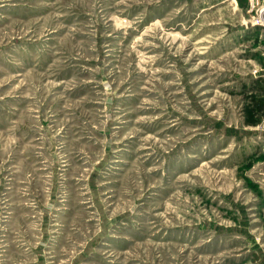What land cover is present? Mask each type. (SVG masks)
<instances>
[{
    "label": "rangeland",
    "instance_id": "obj_1",
    "mask_svg": "<svg viewBox=\"0 0 264 264\" xmlns=\"http://www.w3.org/2000/svg\"><path fill=\"white\" fill-rule=\"evenodd\" d=\"M263 8L0 0V264H264Z\"/></svg>",
    "mask_w": 264,
    "mask_h": 264
},
{
    "label": "built area",
    "instance_id": "obj_2",
    "mask_svg": "<svg viewBox=\"0 0 264 264\" xmlns=\"http://www.w3.org/2000/svg\"><path fill=\"white\" fill-rule=\"evenodd\" d=\"M255 1H258V0H255ZM263 10H264V8H263ZM263 10H262V11H263Z\"/></svg>",
    "mask_w": 264,
    "mask_h": 264
}]
</instances>
